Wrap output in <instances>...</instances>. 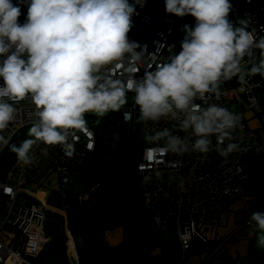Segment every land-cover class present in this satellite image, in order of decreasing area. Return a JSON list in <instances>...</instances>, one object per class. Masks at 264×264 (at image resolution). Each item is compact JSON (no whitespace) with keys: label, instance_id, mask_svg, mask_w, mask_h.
I'll use <instances>...</instances> for the list:
<instances>
[{"label":"clouds","instance_id":"clouds-1","mask_svg":"<svg viewBox=\"0 0 264 264\" xmlns=\"http://www.w3.org/2000/svg\"><path fill=\"white\" fill-rule=\"evenodd\" d=\"M26 2V20L20 23V3L0 0V130L15 119L12 102L30 98L38 117L27 138L11 146L18 161L31 163L30 151L37 142L59 145L72 156L69 131L83 129L87 113L94 114L99 124L100 118L127 103L129 92L134 93L138 119L178 120L181 130H190L195 137L192 151L206 154L214 147L227 157L238 149L235 143L225 144L237 126V114L217 104L196 103L206 94L219 96L221 84L233 77L241 82L251 75L264 77V36L257 38L244 21L236 26L230 20V0H165L167 13L191 15L195 24L182 26L179 53L173 51L154 70L140 77L129 75L126 81L102 70L125 58L135 62L145 51L129 40L128 33L136 8L146 0ZM254 49L260 50L258 60ZM245 58L250 67L243 66ZM149 139L165 153L189 150L187 139L169 128ZM247 223L255 246L264 251V211L251 212Z\"/></svg>","mask_w":264,"mask_h":264},{"label":"built area","instance_id":"built-area-1","mask_svg":"<svg viewBox=\"0 0 264 264\" xmlns=\"http://www.w3.org/2000/svg\"><path fill=\"white\" fill-rule=\"evenodd\" d=\"M20 3V11L24 23L27 15L26 0H12ZM232 11L230 20L236 26L240 22L259 38L264 36V0H230ZM132 17L133 27L128 33L130 41L141 45L145 51L139 60L113 64L103 69L106 75L113 79L126 81L129 75L142 76L146 71L155 69L156 63L166 62L172 52L181 50L180 40L174 37L178 22L194 25L191 15L177 17L165 11V0H146L144 6L137 7ZM174 45V49L169 46ZM140 49H137L139 51ZM256 59L260 58V50L254 49ZM245 68L250 67L247 58L242 61ZM137 71L131 73L129 69ZM3 81L0 80V84ZM244 85L243 94L251 102L250 109L258 111L264 126V111L260 110L258 93H264V77L259 74L247 76L243 82L237 77L224 81L220 87V95L206 94L196 103L202 107L217 104L226 107L228 103L240 102L239 84ZM128 101L120 108L121 126L127 131V136L133 144L132 171L135 175L137 189L147 201V210L152 218L165 225L176 228L180 239L179 261L183 264L193 247V239L198 243H211L215 240L220 214L226 204L244 197L243 183L253 177L248 154L251 149L257 153L264 152V146L256 130L248 127L241 113H236L238 123L232 130V138L225 141L238 145V149L227 157L220 155L215 148L208 153L191 150L195 137L191 131L179 128L178 120L164 118L159 122L143 121L148 137L162 128H169L174 135L187 139L189 150L176 154L162 152L160 144L149 139L148 146L139 148L138 119L139 109L134 103V93H127ZM11 102V101H10ZM15 104V119L7 128L0 130V154L14 144L17 134L31 126L38 117L30 98L12 102ZM261 111V112H260ZM86 126L81 130H70L69 139L73 143L72 156H67L59 145L50 146L37 142L30 151L31 163L17 161L11 166V172L16 174V182L8 184L0 181V194L6 197V215L0 223V264L30 263L44 251L49 237L44 235L40 226L41 213L34 207H26L17 203L18 195L30 183H38L50 170L58 174V185L64 202L68 204V192L73 190L70 183L72 170L81 165L89 152L96 151L97 136L93 128L94 119L87 113ZM215 145V137H212ZM169 174L168 184L163 182L164 174ZM40 194V191H37ZM91 191L80 194L82 202L88 201ZM250 214L244 218L243 225H248ZM55 253L59 255L61 264H79L77 251L70 236L69 239H55Z\"/></svg>","mask_w":264,"mask_h":264},{"label":"crops","instance_id":"crops-1","mask_svg":"<svg viewBox=\"0 0 264 264\" xmlns=\"http://www.w3.org/2000/svg\"><path fill=\"white\" fill-rule=\"evenodd\" d=\"M261 127L262 131L258 133L264 146L263 124ZM95 152H89L86 160L72 170L70 183L73 190L67 194L68 204L61 196L58 174L53 170L48 171L38 183H28L18 195V204L34 207L41 213L40 226L43 234L49 237L44 251L30 263L23 264H61L59 255L55 253L54 241L58 238L67 240L70 236L79 264H178L179 236L162 234L157 240L159 249L142 248V243L147 240V236L142 234L146 229L138 217L137 225L134 224V216L139 213L134 201L140 204V197L147 201L137 189L133 171L129 174L134 186L131 195L134 203L122 211L124 188L122 185L120 198L116 181H113L112 184H105L110 185L116 206H107L111 197L105 198L95 183L92 168ZM248 158L253 177L243 183L244 197L225 205L213 242L200 246L193 239L194 246L183 264H264V251L255 246V235H250L248 225H241L246 215L253 211H264V152L257 153L251 149ZM84 191H91V196L88 201L82 202L80 194ZM6 205V197L0 194V223L6 215ZM146 231L150 237L151 233ZM135 255L141 257L136 258Z\"/></svg>","mask_w":264,"mask_h":264},{"label":"rangeland","instance_id":"rangeland-1","mask_svg":"<svg viewBox=\"0 0 264 264\" xmlns=\"http://www.w3.org/2000/svg\"><path fill=\"white\" fill-rule=\"evenodd\" d=\"M21 20L22 18L20 16L19 21ZM178 26L179 27L176 30L174 37L177 40H180L183 37V33L181 31L183 23L179 21ZM238 91L241 92L242 101L228 103L227 108L234 113H241L246 120L249 128H255L257 133L258 131H262V123L259 118L260 113L258 111H255L253 108H249L251 102L247 98V95L243 94L244 85L242 83L239 84ZM257 96L260 103V110L264 111V93H258ZM88 114L91 118H94L92 124L98 136L97 150L93 156L94 159L92 161L95 183L98 185V191L104 193V195L106 196L105 198H107V196L111 197V200L109 203H107V206L111 207V205L113 204L114 206H116V202L113 199V193L109 189L110 185H106L105 183L112 184L113 181H116L118 193L120 194V198L122 197L123 177H121V173L128 172L132 169L133 165L134 149L132 140L127 136V131L124 130L121 126L122 121L121 117L119 116L120 109L117 111L108 112L104 117L100 118L99 124L95 123L97 117L94 114ZM29 128L30 126L21 130L17 134L14 139L13 145H19L21 141L27 138ZM138 143V149L148 146L149 143V137L145 130V124L142 120L139 121L138 125ZM16 161V154L11 150V148L3 151L0 154V180H3L8 184H14L16 182L17 176L16 174L11 172V166H13ZM168 180L169 174L166 173L163 176V182L165 185L168 184ZM98 191H96V193H98ZM133 192L134 190H132V194ZM112 201L115 203H112ZM139 202L140 210L139 213L137 212L138 214H135L134 216V224L137 225V220L140 219V221H142L143 223L144 228L146 230H149V232L151 233L150 237L148 236L149 234L147 235L146 230L145 234L142 233L143 236H147L146 243H142L143 249H159L157 240H159V236H161L162 234L171 235V237L178 236L174 227L165 225L152 218L147 210V203L143 201V198L140 197ZM135 257L138 258L141 257V255H135Z\"/></svg>","mask_w":264,"mask_h":264},{"label":"trees","instance_id":"trees-1","mask_svg":"<svg viewBox=\"0 0 264 264\" xmlns=\"http://www.w3.org/2000/svg\"><path fill=\"white\" fill-rule=\"evenodd\" d=\"M97 145H98V142H97ZM130 171H132V169L129 170L128 172L121 173V177H123L122 181H123V188H124V209L122 211H124L127 208H130V205L135 202L136 207L138 206L137 209H138V212H139L140 204L137 203V200H135L134 202H133V200H131L132 190H134L133 189L134 186H133V183H132L131 174H129ZM208 244L209 243H199L200 246H206ZM193 246H194V244H193Z\"/></svg>","mask_w":264,"mask_h":264}]
</instances>
